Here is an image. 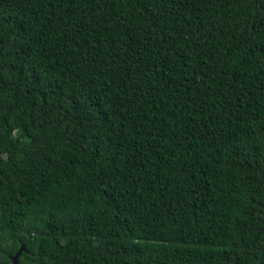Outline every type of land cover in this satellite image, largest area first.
<instances>
[{"label":"trees","instance_id":"obj_1","mask_svg":"<svg viewBox=\"0 0 264 264\" xmlns=\"http://www.w3.org/2000/svg\"><path fill=\"white\" fill-rule=\"evenodd\" d=\"M264 264V0H0V264Z\"/></svg>","mask_w":264,"mask_h":264},{"label":"water","instance_id":"obj_2","mask_svg":"<svg viewBox=\"0 0 264 264\" xmlns=\"http://www.w3.org/2000/svg\"><path fill=\"white\" fill-rule=\"evenodd\" d=\"M25 248L24 245H22L20 247V249L18 250V252L13 256V264H18V255L20 254L21 250Z\"/></svg>","mask_w":264,"mask_h":264},{"label":"flooded vegetation","instance_id":"obj_3","mask_svg":"<svg viewBox=\"0 0 264 264\" xmlns=\"http://www.w3.org/2000/svg\"><path fill=\"white\" fill-rule=\"evenodd\" d=\"M12 260H13V256H11Z\"/></svg>","mask_w":264,"mask_h":264}]
</instances>
